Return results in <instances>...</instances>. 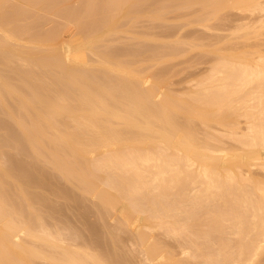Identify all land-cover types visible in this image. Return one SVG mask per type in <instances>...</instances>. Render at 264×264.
Segmentation results:
<instances>
[{"label": "bare ground", "instance_id": "6f19581e", "mask_svg": "<svg viewBox=\"0 0 264 264\" xmlns=\"http://www.w3.org/2000/svg\"><path fill=\"white\" fill-rule=\"evenodd\" d=\"M16 1H20L22 4ZM16 1L8 3V0H0V116L7 119L6 122L0 121V264H135L133 261L137 257V260L141 259V254L144 256L142 258L144 260H140L144 261L143 264L145 261L146 264H194L196 263L195 258L200 261L198 254L202 255L203 259L205 256L206 264H255L256 259L264 254V182L258 181L257 176L253 175L254 178L251 175L252 172L250 174L249 171L242 168V164L247 159L243 158L241 164L235 165L240 170L227 167L224 161L231 157L226 153L225 148L228 146L211 144L212 133L209 138L204 133L206 130L202 128L199 129L203 130L204 135L210 139L211 143L205 140L206 137H203L205 141L200 140L198 133L201 131L197 129L199 126L204 128V125L200 123H205L213 118L222 122H225L228 117L230 120V114H233L236 109L244 108L242 117L248 118H246L248 121L246 123V125L248 124L247 131H241L244 133L241 135L242 138L238 135L240 140H235L234 137L231 142H240L237 147H240L241 144L240 149L242 153L245 152V158L263 159L260 150L264 148V53H259L258 56L254 55L257 59L253 57V54L256 53H250L256 61L253 60L254 62L249 63L242 62V57L235 56L237 60L241 59L240 62L232 61L233 57H230V60L226 59L229 55L227 57L224 55L225 58L222 57V61L217 57L219 62L214 61L215 66L212 64L215 67H212L214 72L211 67V71L209 70L212 75L206 76L207 78L203 77L206 85L208 81V85H210L209 88L206 87V91L208 89L211 91L204 93L197 89L196 92H201L200 94L194 92L193 94L188 93L189 95L183 93V95L181 93L180 97L182 95L185 98L181 99L177 96L179 99L164 93V88L159 87L154 81L150 82V78L155 74L158 78L160 72L165 71L164 74L167 72L164 70L167 69L166 66L163 68V61L160 60L164 58L165 61L166 58L163 54L160 55L159 51L156 58L160 57L157 62L161 61L159 64L162 71L159 69L160 71L157 73L158 70L155 68H149L147 69L148 73H145L144 66L141 71L142 68H138L132 60L127 59V56L126 59L124 58L125 60H122L119 56L118 58L111 56L113 53L110 55L105 52L106 48L105 51L102 48H89V42L73 46L71 41H67L68 39H60L58 32L60 29L58 28L63 26L60 23L56 22L52 29L51 26L54 23L52 21L49 28L52 29L51 31H45V33L43 30L42 32L38 31L37 19L39 17H41L40 20L43 19L42 17L50 19L44 14L37 13L33 8H37V4H39L43 11L39 10L38 12L45 10L49 13L51 11L52 16L57 14L62 17L64 23L65 20L74 23L79 27L81 33L78 31L73 33H83V39H85L86 36L95 34L111 24L116 15L120 14V11L129 2L131 5L129 4L126 16L120 18L124 19L123 22L127 19L128 23L130 22V25L133 23L134 27L140 21H137L139 17H149L154 22L159 18L162 19L170 9L173 12L182 10L181 8L185 10L186 7V9L192 6V8L197 7L196 4L198 8L200 7L199 13L202 12V17L195 13L198 8H194L193 15L195 18L200 17L201 19H199L201 22L205 21L204 23L207 22V19L212 21L214 17H216L214 19L217 17L223 19V16L219 14L222 10L224 11L221 13L224 14L225 9H229V14L230 9H235V12L238 11L240 15L243 13V16L245 13L255 15L254 12L257 11V15L262 12L263 15L264 0H77L75 2H79L78 5H73V0ZM46 12H44L45 15H47ZM170 12L172 13V11ZM168 14L170 13L168 12ZM225 16L224 14V18ZM262 18L261 21L264 22V17ZM53 19L55 20L54 17ZM148 19L146 20L149 22L150 19ZM194 20L197 21L195 23L199 22L198 19ZM120 23V21L116 23V26ZM242 23L243 27L248 29L249 21L246 20ZM40 24L43 23L40 21ZM70 25L68 24V27L71 28ZM235 25L237 27V24ZM259 25L262 26L263 23L261 22ZM207 26V28H211L208 22ZM239 26L242 25L239 24L235 28L239 29L237 33L246 29ZM253 26L249 28H257L259 31L264 25L262 27L255 26L256 28ZM65 30L62 32L64 33ZM67 30L66 32L70 31ZM126 30L128 31V29ZM132 30L134 31L135 28ZM132 30L130 31L133 33ZM114 33L116 32L114 31ZM119 33L121 32H118L116 36H119ZM139 33L137 34L139 35ZM243 33H240L242 37H244ZM248 34L246 33L245 40L248 39ZM110 35L111 39L114 35L113 33ZM142 35L147 38V34ZM251 36L249 39L255 38L256 34ZM104 37L102 40L108 38ZM70 38L72 39L73 36ZM166 38L164 37V39ZM74 39L76 40V38ZM180 40L179 42H182ZM173 42L171 41L169 44L173 45ZM107 44L109 43L102 45L107 46ZM230 46L237 49L235 44ZM259 47H256L257 51ZM168 48L170 49V47ZM162 49L164 50L163 46ZM150 50L153 51V49ZM171 50L173 51V49ZM235 50L230 49V51ZM151 51H149L150 55H148L149 52L145 54L150 57ZM165 51L166 49L163 52ZM244 52L246 55V49ZM249 52L250 50H248ZM241 53L243 51L239 52L240 55ZM146 55L143 57L147 59ZM171 55L176 56L172 53L169 58ZM139 60L141 62L143 59ZM149 60L154 59L150 57ZM134 61L137 62V60ZM157 62H154L155 65ZM147 63L145 62V65ZM150 63L152 64L153 61ZM152 65L150 66L152 67ZM167 77L164 78V75L161 74L162 79L166 80ZM162 79L160 81H163ZM201 80L199 79V81ZM168 82L167 84H169ZM198 82L197 85L200 84V89L205 88L202 87V85L205 86L203 81L204 84ZM191 88L193 89L192 86ZM190 99L194 100L190 101ZM213 107L216 109L214 110ZM234 114L232 116H235ZM240 117L241 115L239 119H241ZM197 119L200 123L196 122L195 126ZM234 119L236 120L238 117L235 116ZM215 121L211 122L214 126L219 123H215ZM198 124L199 126H197ZM228 124L230 125L229 122ZM238 125L240 126V123ZM219 126L222 127V125ZM219 129H222L224 134L223 128ZM229 129V131L232 130L231 134H239L237 128ZM218 134L219 132L213 137H220ZM201 136L203 135L200 134ZM224 136H226V132ZM224 136L221 135L222 138L217 139L221 141ZM221 142H224V139ZM232 143L234 144V142ZM228 151L230 152L232 149H228ZM234 152L236 151H232V153ZM236 153H240V151ZM247 162L251 168L258 163L255 160L254 163L251 159L253 162L251 166L252 163ZM262 164L264 165V161ZM263 165L260 167L263 168ZM57 175L70 183L69 186L75 187L72 191L75 190L76 193H73L76 195L68 191L72 188L66 189L60 186L61 182L57 181ZM54 179H56L55 182ZM54 197H59L60 200L62 198L73 199L75 204V200L83 201L90 197L91 202L96 205V208L92 206L95 208L92 210L97 209V215L94 213V216L96 215L95 217L101 220V227L104 226V229L101 228L104 237H100L101 239L96 236L95 238L94 236L90 237L92 234L82 236L83 231L77 232L79 228L76 229L77 231L75 229L72 231L71 228L73 233L76 231L74 236L72 234L71 236L76 238L67 236L71 241L67 237L65 238L67 232H63L64 228L61 231V227H56V221H53L54 224H50L48 221V217L55 220L54 216L57 214L55 215L54 212L58 209L54 208L56 206L59 208L61 202H65L60 201L58 207L56 205L58 198L54 204ZM123 200L127 201L134 213L122 212V219H118L114 209L119 207ZM64 204L62 205L64 210L60 208L59 212L66 210L67 206ZM93 204H90V207ZM49 206L54 207L53 210ZM47 207L49 208L47 209ZM45 210L49 212L46 213ZM112 211L116 214L111 213ZM200 211L207 213V215L202 213L200 217L209 215V218L206 217L207 221L203 217L206 223L200 221V218L198 219L200 223H203L202 226H208L206 229L203 228L205 230L199 229L201 224L197 225L199 224L197 215H200ZM87 212L90 211L87 209L85 214H88ZM135 212H140L141 215L143 213L150 214L149 220L153 219L152 216L156 217L157 224L156 222L151 223H155L158 225L157 227L164 225L163 229L167 227L165 230L171 234H165L169 237L172 233L175 237L181 231L190 230L192 234L189 233L194 235L193 238L196 236L203 238L204 236L203 239L207 238V240H205L206 242L202 241L203 245H197L199 242L196 240L197 238H194L198 242L196 246L200 252L197 253L198 251H195L197 249H193L192 246L196 242L192 240L194 244L191 247L186 246L189 245L188 242L186 247L181 246L180 252L182 253L180 255L183 257L175 258L172 257V254L176 252V249L171 253V249L167 250L170 244L167 245V248L165 246L168 242L165 243L160 236L162 242L160 237L156 236L159 237L161 243L165 244L157 242L154 240L156 238L150 237L146 231L147 227L142 225V227L139 226L140 231L136 232V236L130 232L135 237V243H131H137L134 251L138 247H141L142 251L137 255V251L140 250L138 248L137 257L133 259L130 256L136 255L132 252L130 254V250L135 245L132 244V246L129 243L131 246L128 247L127 244L128 248H125L127 251L122 250L124 246L121 245H125L126 240L125 244H121L122 241L124 242L122 240L124 234H121L126 225L135 226L137 224L129 223L134 218ZM180 213L185 214L184 218L181 217L183 219L178 218ZM78 214H80L79 211ZM83 215L81 217H84ZM59 217L61 219L62 215ZM78 217L80 216L78 215ZM113 217L118 220L115 219L109 224L108 220H112ZM98 218L96 220H99ZM225 221L233 223L232 226L236 228L238 235V238H235L236 242H233L235 250L230 247L234 250L231 253H229L230 242L227 241L229 236L226 240L215 238L212 235L214 234L212 231L224 230V224L227 225L224 223ZM91 223L89 225L88 222L86 225L90 231H94V224L92 226ZM87 227L84 225V228ZM155 227L152 232L153 230L155 232ZM128 228L125 230L127 231ZM142 228H146L145 231H142ZM158 229L160 230V228ZM227 229L232 233L229 234L233 235L232 229ZM165 230L163 231L166 232ZM119 232H122L120 233L121 245L118 243L120 237L117 234ZM69 233L71 232H68V235H70ZM130 233L128 234L131 236ZM183 233L185 234V231ZM248 234L251 236L246 239ZM129 235L126 237H130ZM217 236L223 237V235ZM126 237L124 238L128 239ZM127 241L130 242L129 239ZM184 241L186 242V240H181L180 243ZM230 241L232 245V240ZM129 248L130 250H128ZM128 255L133 261H129ZM191 255L198 257L194 256V258ZM185 256H189V258ZM189 259L193 261L191 262ZM137 260L135 261L140 262ZM205 260L200 261L201 264L205 263Z\"/></svg>", "mask_w": 264, "mask_h": 264}, {"label": "rangeland", "instance_id": "374dc122", "mask_svg": "<svg viewBox=\"0 0 264 264\" xmlns=\"http://www.w3.org/2000/svg\"><path fill=\"white\" fill-rule=\"evenodd\" d=\"M14 1H16V0H14ZM77 2V0H73V5L74 4H76V5H78V3H76ZM80 1V0H79ZM16 2H18V3H20V4H22L20 1H16ZM75 2V3H74ZM8 3H13V0H12V2H10V0H8ZM126 4V3H125ZM131 5V3L129 2V3H127L124 7H123V9L120 11V14H118V15H116V17H115V20L111 23V24H109V25H107L106 27H104V28H102V30H100V31H97L95 34H92V35H90V36H86V38L85 39H83L84 38V36H83V33L82 34H80L81 33V30L79 29V27L77 26V25H75L74 23H70V22H68L67 20H65V23H64V20H63V18L62 17H60L59 15H57V14H55V15H57V16H55V15H51L52 13H51V11L49 12V13H47L45 10H44V12H46V14L47 15H45V13L44 12H38L39 10H42L43 11V9H42V7L41 6H39V4H37L36 6H37V8L36 7H34L33 9L35 10V11H37V13H39V14H44V16H46V17H48V19H50V20H47L46 18H44V17H42L43 19L42 20H40L41 19V17H39V19H37V23H38V25H36V26H38L39 27V30H38V27H36V29L38 30V31H40L41 30V32H42V30L44 31V33H45V31H51L53 28H54V25H55V23L57 22V23H60V24H62L63 26H61L60 28H58V29H60L58 32H59V37H60V39H63V40H67V41H71V43L73 44V46H77V45H79V44H85L86 42H89L88 43V45H90L89 46V48H94V49H96V48H99V49H103V51H105V52H107V53H109L111 56H113V57H117L118 58V56H119V58L120 59H122V60H125L126 59V56H127V59L128 60H132V62H134V64L135 65H137L138 66V68H142L143 66H144V69L146 68V70H144V72L145 73H148V70L147 69H149V68H155L156 70H158V72L157 73H159V71L161 70L162 71V67L163 68H165V66H166V68L167 69H164V70H166L167 72H166V74H164L165 73V71H163V72H160L159 74H158V76L160 75V77H158L157 78V75L155 74V76H153L152 78H150V82L151 83H153V81H154V83H156V84H158V86L159 87H161L162 89H163V92L164 93H166V94H168V95H170V96H172V97H174V98H179L180 97V95L179 94H185L186 95V93L188 94V93H194V92H196L197 91V89L200 91V90H202L201 92H204L205 93V91H206V87H208L209 88V86L210 85H208L209 84V81H208V84L206 85V83H205V79H203V77L204 78H207L206 76H210V75H212L211 73L212 72H214V70H213V68L212 67H214L215 65H216V63L214 64L213 62L214 61H218V59H217V57L219 58V59H221L222 57H224L225 58V56L224 55H226V57L228 56V58H226V59H228V60H230L232 57H233V59H232V61H237V62H240V60H237L236 59V57H242L243 58V60H241L242 62H246V63H249V62H254L253 60H255L256 61V55L258 54L259 55V53H264V29H263V25H264V22L263 21H261V18L262 17H264V14L262 15V13H259L258 15H257V13H258V11L255 13L254 12V14L255 15H253V14H251V13H245L244 14V16H243V13H242V15H240V14H238L239 12L237 11V12H235L236 10L235 9H230L231 10V12H230V14H229V9H225L226 11L225 12H223L226 16H225V18H224V14H222L221 12L222 11H224V10H222V11H220V14L219 15H222L223 16V19L222 18H219L218 19V17H217V19H214V18H216V17H212L213 19H212V21H210L209 19H207V22H208V24H210L211 25V28H207V27H209V26H207V22L206 23H204L205 21H203V22H201V18L200 17H197L198 15H202V12H200L199 13V8H198V5L196 4V6L197 7H194V8H198L196 11L197 12H195V10H194V8H192V7H188L189 9H186L185 7V10L183 9V8H181L182 10H180V12H179V10H176L177 11V13H176V11L174 10V12H173V10H171L170 9V11H172V13L170 12V11H168L170 14H168V12L167 13H165L164 14V16H165V19H163L164 18V16H163V18L161 19V18H159V20H157V21H154V19H153V21L154 22H152V20H151V18H149V17H145L146 19H148L149 20V22L145 19V18H138L137 19V21L138 20H140V21H138V23L137 24H135L134 25V27H133V23L130 25L129 23H128V20L127 19H125L126 21H124L123 22V18L126 16V11H127V9H129L128 7H130V5ZM75 5V6H76ZM195 6V5H194ZM193 10H194V12L195 13H197L198 15L196 16L197 18H195V16L193 15L194 13H193ZM233 10V11H232ZM192 13V14H191ZM228 13V14H227ZM248 14V15H247ZM262 15V17H261V15ZM218 15V16H219ZM252 15V16H251ZM221 16V17H222ZM241 16H243V17H241ZM257 16V17H256ZM53 17L55 18V20L53 19ZM120 17H123V18H120ZM202 17V16H201ZM220 17V16H219ZM251 17V18H250ZM261 17V18H260ZM200 18V19H199ZM241 18V19H240ZM250 18V19H249ZM256 18H258V19H256ZM45 19H46V23H45ZM156 19V18H155ZM158 19V18H157ZM194 19H198L199 20V22L198 23H195V22H197L196 20H194ZM239 19V20H238ZM245 19V20H244ZM252 19H254V21L256 22L257 20V23H254V21H252ZM39 20V21H38ZM57 20V21H56ZM143 20V21H142ZM160 20H163L164 22H161ZM205 20V19H204ZM210 22H209V21ZM241 20V21H240ZM246 22V20H248L249 21V24L251 25L252 24V26L253 25H255V24H258V25H255L256 27H258V26H261V25H259V23H263V27H262V29L260 28L259 29V31L257 30V28L255 27V26H253V28L255 27L256 29H252V28H249V27H252V26H250L249 24V27H248V29L246 28L245 30H241V31H239V33H237L238 32V30H236L235 28H237L238 27V25L239 24H241L242 26H239V27H243V23L242 22H244V21ZM262 20H263V18H262ZM40 21H41V23H43V24H40ZM54 23H53V22ZM60 21V22H59ZM63 21V22H62ZM121 22L120 24H118V26H116L117 24L116 23H118V22ZM191 21H193V22H191ZM238 21V22H237ZM240 21V22H239ZM49 22V23H48ZM53 24H52V23ZM62 22V23H61ZM71 24L70 26H71V28L70 27H68V24ZM126 22V23H125ZM201 22V23H200ZM237 22V23H236ZM259 22V23H258ZM36 23V24H37ZM124 23V24H123ZM53 25V26H51V28L52 29H49L50 28V25ZM66 24V25H65ZM128 24V25H127ZM206 24V25H205ZM235 24H237V27H235L236 25ZM42 25H43V27H42ZM122 25H127L126 27H121ZM205 25V26H204ZM74 26V27H73ZM76 26V27H75ZM129 26H130V28H129ZM136 26V27H135ZM207 26V27H206ZM45 27V28H44ZM73 27V28H72ZM114 27V28H113ZM243 27V28H244ZM43 28V29H42ZM47 28V29H46ZM63 28H64V30H65V32L66 31H68L67 29H69L70 31L69 32H62V31H64L63 30ZM119 28V29H118ZM134 29L135 28V30L133 31L132 29ZM242 28V29H243ZM126 29H128V31L126 30ZM252 29V30H251ZM120 30V31H119ZM130 30H132L133 31V33L130 31ZM258 32H257V31ZM80 32V33H78V34H80V35H78L77 33H73V32ZM114 31L116 32V33H114ZM136 31H137V33L138 32H140L139 33V35L136 33ZM142 31V32H141ZM247 31V32H246ZM253 31V32H252ZM109 32V33H108ZM118 32H121V33H119V36H118V39H117V36H116V34H118ZM244 32V33H243ZM254 33L253 35H255L256 34V36H257V38H256V36H255V38H253L252 36V33ZM256 32V33H255ZM263 32V33H262ZM107 33V34H106ZM113 33V35L114 36H112V40L110 39V37H111V35L110 34H112ZM156 35H155V34ZM243 33L244 34V37H242L241 36V34ZM246 33L249 35V36H251L252 38L251 39H249L250 37L248 36V39H249V41H248V39H247V37H246V39L247 40H245L244 38H245V35H246ZM250 33H251V35H250ZM259 33V34H258ZM66 34V35H65ZM73 34H75V35H73ZM104 34H105V37H104ZM142 34H147L146 36H147V38H145V36H143ZM106 35H109V36H106ZM135 35V36H134ZM136 35H137V37H136ZM239 35H240V37H239ZM261 37H260V36ZM70 36H73V38L71 39L70 38ZM80 36V37H79ZM83 36V37H82ZM65 37V38H64ZM68 37V38H67ZM81 37H82V40H81ZM102 37H104V38H107V39H109V40H107V39H103L102 40ZM141 37H143V38H141ZM153 37V38H152ZM155 37V38H154ZM164 37L166 38V39H164ZM242 37V38H241ZM70 38V39H69ZM74 38H76V40L74 39ZM80 38V39H79ZM116 38V40H114ZM259 38V39H258ZM88 39V40H87ZM169 39V40H168ZM176 40V42H175V40ZM182 40V42H179V40ZM243 39V40H242ZM258 39V40H257ZM81 40V41H80ZM110 40H111V43H110ZM136 40V41H135ZM178 40V41H177ZM180 40V41H181ZM251 40V41H250ZM254 40V42H252ZM257 40V41H256ZM140 41V42H139ZM169 41V42H168ZM171 41L174 43L173 45L172 44H169V43H171ZM255 41H256V43H255ZM261 42V44H259L260 42ZM81 42V43H80ZM92 42V43H91ZM97 42V44H99V45H97V44H95ZM101 42V43H100ZM139 42V43H138ZM159 42H162V43H164V44H161V43H159ZM168 42V43H167ZM242 42H247L246 44L245 43H242ZM105 44V43H109V44H111V45H109V44H107V46L106 45H102V44ZM113 43V44H112ZM142 43V44H141ZM175 43H176V47H175ZM101 44V45H100ZM194 44V45H193ZM234 44L236 45V47H237V51L235 50V48L234 47H231L230 45H232V46H234ZM252 46V45H254V46H250V45ZM256 44V45H255ZM263 44V45H262ZM92 45V46H91ZM160 45V46H159ZM164 47V50L166 49V53L165 52H163L164 50L162 49V46ZM167 45H171V46H167ZM241 45V46H240ZM259 45H260V47H259ZM159 47V48H161L160 50H158L159 48H157V47ZM229 46V47H228ZM240 48H239V47ZM248 46V47H247ZM250 46V47H249ZM109 47V48H108ZM155 47V48H154ZM168 47H170V49L168 48ZM173 47V48H172ZM247 47V48H246ZM256 47H259L258 48V51H257V48ZM106 48V49H105ZM111 48H112V50H111ZM156 48H157V50H156ZM175 48V49H174ZM218 49V50H216V49ZM238 48H239V50H238ZM105 49V50H104ZM125 49V50H124ZM150 49H153V51L154 52H160V55H162L163 54V56L166 58V60L164 61V58H163V56H161L162 58H163V60L162 59H160L161 61H163L162 62V67H161V61L159 60V63L157 62V59H159V58H156L158 55H159V52L157 53H154L153 51H151ZM171 49H173V51L171 50ZM215 49V50H214ZM229 49V50H228ZM230 49L231 50H235V51H230ZM245 49H246V52L248 53V50H250V52L247 54L246 53V55H245ZM262 51H261V50ZM109 50H111V51H109ZM127 50H128V52H130V53H128L127 52ZM129 50H131V51H129ZM135 51L133 54H132V52L133 51ZM141 52H140V51ZM176 50V51H175ZM251 50H253V51H251ZM254 50H256V51H254ZM116 51H117V53H116ZM120 51V52H119ZM124 51H126L127 52V54H126V52L124 53ZM145 51V52H144ZM149 51H151V58L152 59H154V60H156V61H154V60H149L150 59V57L148 56V55H150V52ZM163 53H162V52ZM170 51H171V53H170ZM241 51H243V53H244V55H243V53H241V55L239 54V52H241ZM111 52V53H110ZM140 53V55H139V53ZM149 52V53H148ZM176 52V53H175ZM230 52V53H229ZM253 52L254 53H256V54H253ZM142 53H144V54H142ZM145 53H148V55H146ZM154 53V54H153ZM167 53H169V54H167ZM176 54V56H170V58H169V55L170 54ZM219 53V54H218ZM229 53V54H228ZM250 53L251 54H253V57H255V58H253V57H251V55H250ZM116 54H118V55H116ZM119 54H121L122 56H120ZM131 54V55H130ZM142 54V55H141ZM157 54V55H156ZM221 54V55H220ZM232 54V55H231ZM236 54H238V55H236ZM115 55V56H114ZM134 57H133V56ZM136 55V56H135ZM138 55V56H137ZM146 55V57H147V59L145 58V57H143V56H145ZM153 55H154V57H153ZM247 55H248V57H247ZM255 55V56H254ZM257 55V56H258ZM124 56V57H123ZM131 56V57H130ZM220 56V57H219ZM236 56V57H235ZM244 56V57H243ZM123 57V58H122ZM231 57V58H230ZM125 58V59H124ZM230 58V59H229ZM251 58H252V60H251ZM139 59H143L141 62H140V60ZM244 59H245V61H244ZM134 60H137V62H135ZM147 60V61H146ZM223 59H221L220 61H222ZM151 61H153V63L154 62H157V64L159 65H155V63L152 65L151 63L149 64V62H151ZM145 62L147 63L146 65H145ZM219 62V61H218ZM143 63V64H142ZM164 64V65H163ZM212 64L214 65V66H212ZM150 65H152V67L150 66ZM139 66H141V67H139ZM156 66H158V67H161V68H158V67H156ZM210 67L212 68V72H210L211 70H210ZM215 68V67H214ZM160 69V70H159ZM143 70V68L141 69V71ZM210 70V71H209ZM136 73V72H135ZM138 73V72H137ZM169 73V74H168ZM210 73V74H209ZM142 74V73H141ZM161 74H162V76L164 75V78L165 77H167L166 78V80L165 79H162L161 78ZM206 74V75H205ZM209 74V75H208ZM166 75V76H165ZM204 75V76H203ZM163 80V81H160L161 79ZM154 79V80H153ZM199 79L201 80V79H203V80H201V81H199ZM209 79V78H208ZM152 80V81H151ZM157 80V81H156ZM196 80H198L197 82L198 83H200L201 82V84H204L205 86H203L202 85V87H205V88H203V89H200L201 87H200V84H198L197 85V82H196ZM156 81V82H155ZM168 81H170V82H168ZM202 81L204 82V83H202ZM167 82L169 83V84H167ZM196 82V83H195ZM161 86H160V85ZM162 84H163V86H162ZM197 85V86H194V85ZM169 85V86H168ZM168 86V87H167ZM191 86L193 87V89L191 88ZM196 90H195V89ZM207 88V89H208ZM169 89H171L170 91H171V93H168V92H170L169 91ZM175 90H176V93H175ZM178 90V91H177ZM172 91H174V92H172ZM209 91V89L206 91V93ZM211 91V90H210ZM209 91V92H210ZM201 92H196V93H201ZM176 95H175V94ZM172 94H174V95H172ZM183 94V95H184ZM240 94H243L242 92H240ZM189 95V94H188ZM198 95V94H197ZM196 95V96H197ZM177 96H179V97H177ZM189 97V96H188ZM194 97V96H193ZM181 99H184L183 98V96L181 95V97H180ZM179 98V99H180ZM186 98H187V96H186ZM191 98V97H190ZM195 98V97H194ZM187 101H188V99H186ZM191 100H194V99H190V101ZM213 109L215 110L216 109V107H213ZM242 109H244V108H239V110L238 109H236V113H241L240 115H241V119H239V116L240 115H236V114H234L235 112H233L234 111V109H233V111L231 110V112H233V114L236 116V117H238V119H236L238 122V124L240 123V126L242 127V129H241V127L235 122L236 120L234 119L235 118V116H232L233 114H230V120H229V117H228V119H226L225 120V122H222V121H217L218 119H215V118H213V119H210V120H207V122H209V123H207V122H203V123H200V121L197 119V120H195V126H196V124L199 122L201 125L203 124L204 125V128H203V126H199V124L197 125V126H199L198 127V129H197V127H196V129L197 130H199V131H201V132H199L198 134H199V139L200 140H202V141H205V140H208V143H211V144H218V146H220L221 144V146H223L224 144L226 145V146H228L227 148H225L226 149V153L227 154H230L231 155V157L229 158V159H227L226 161H224V164L227 166V167H229V168H232V169H234V170H240V169H237L236 167H235V165L236 166H238V164H241V160L244 158V159H247V160H245V162L242 164V168L244 169L245 168V170H247V171H249L250 172V174H251V172H252V176L254 175L255 177L257 176V180L258 181H261L262 180V182H264V165L262 164V162L264 161V148H262L261 150H260V152H261V156H262V158L263 159H254V158H252V157H247V158H245L246 157V154H245V152H243L242 153V150L240 149V147H241V144H240V147H237V146H239V144L238 143H240V142H238L237 143V141H232V142H234V144L231 142V139L232 138H236L235 140H240L241 138H242V133H244V132H241V131H247V128H246V126H248V124L246 125V123H248V121H247V117H242L243 115V113L242 112H244ZM242 110V111H241ZM241 111V112H240ZM234 117L233 119H232V117ZM226 117V118H227ZM247 118V119H246ZM214 120H216L215 121V123L216 122H219L218 124L219 125H222V127L221 126H219L217 123L215 124V126L212 124V123H214L213 121ZM241 122H240V121ZM0 121L1 122H6L7 121V119H5V118H3V117H1L0 116ZM227 121V122H226ZM197 122V123H196ZM212 122V123H211ZM228 122L230 123V125H231V127H228V126H230L229 124H228ZM233 122V123H232ZM212 125H211V124ZM208 125V126H207ZM217 126V127H216ZM232 126H233V128H237V130L239 131V134H235V136H234V134H231L230 132L232 131H229L230 129L229 128H231V129H233L232 128ZM238 127H240L239 129H238ZM245 127V128H244ZM199 128H202V129H204V130H206V131H204V133H205V135L206 136H208L209 138H211V142H209V140L210 139H207V137L204 135V133H203V130L202 129H199ZM212 129V130H209V129ZM215 128V129H214ZM218 128V129H217ZM219 128H223V131H225L226 132V136H224V134H225V132H224V134H223V132H222V129H219ZM244 128V129H243ZM226 129V130H225ZM241 129V130H240ZM216 130H218V131H216ZM219 132V134L218 135H220V137H221V135H223L224 136V142H221V141H223V139L221 140V141H219L221 138L218 136H216L215 138L213 137V136H215V134H217ZM210 133H212L211 135V137L209 136L210 135ZM221 133V134H220ZM197 134V135H198ZM200 134H202L203 136H201L200 137ZM233 135V136H232ZM237 135V136H236ZM241 137L240 139L238 138L239 136ZM232 136V137H231ZM203 137H206V139L205 138H203ZM202 138V139H201ZM217 138H220V139H217ZM203 139H205V140H203ZM216 139H217V141H216ZM207 142V141H206ZM214 142V143H213ZM231 142V143H230ZM238 144V145H236V144ZM236 147H235V146ZM226 146H224V147H226ZM232 148H231V147ZM234 148V149H233ZM237 148V149H236ZM228 149L229 150H231L232 149V151H236V152H239L240 151V153H236V152H234V153H232V151H228ZM242 157V158H241ZM252 159V161L254 162V160L256 161V162H258V163H256L257 165H255V166H252L253 165V162H251V159ZM234 159V160H233ZM254 159V160H253ZM238 161H240V162H238ZM247 161H249L250 163H252L251 164V166H252V168H253V170H252V168L250 167V166H248V165H250V164H248V162ZM234 162V163H233ZM255 163V162H254ZM248 164V165H247ZM233 165V166H232ZM263 165V168H261L260 166H262ZM234 167V168H233ZM236 168V169H235ZM250 168H251V170H250ZM49 171H52L51 169H49ZM253 176V177H254ZM254 177V178H255ZM57 181L58 182H61L60 184L57 182V184L58 185H60V186H62V187H65L66 189H71L72 188V186H69L70 185V183H67L63 178H61L59 175H57ZM56 179H54V182L56 181ZM65 184V185H64ZM73 188H75V187H73ZM73 188L71 189V190H68L69 192H71V194H75L76 193V191L74 190V191H72L73 190ZM77 189V188H76ZM73 192H75V193H73ZM77 194H78V190H77ZM50 195H52V194H50ZM76 195V194H75ZM50 197H52V196H50ZM58 198V199H57ZM57 198H55L54 197V199H55V201H53V203L55 204L56 203V199L58 200L57 201V204L56 205H58V207H59V205H60V201H65V202H61V206L59 207V208H57V206L55 207V205H54V207H52V206H49V207H51L52 208V210H53V208L54 209H58V211H56V212H59L60 210V208L62 209L63 208V204L64 205H66L67 206V208H66V206H64V208H66V210L65 211H62V210H64V209H62L61 210V212H59V213H56V212H54L55 213V215L57 216V219H56V216H54L55 218V220H52V218L51 217H48V221L50 222V224H54L53 223V221L55 222V224H56V227L58 226V228H60L61 227V231H62V229L64 228V231L63 232H67L66 234L67 235H65V233H64V237L66 238L67 236H71V234H72V236H74V234L76 233V231L78 230L77 228H79V230L77 231V232H79L80 231V233L83 231V234H82V236H90L91 234V236L90 237H92V236H94V238H95V236H96V238H98V239H101L100 237H104L103 235H104V233H102V229H104V226H102L101 227V220L99 219V220H96L97 218L95 217L96 215H97V212H96V210H92V209H95L96 208V205H94L92 202H91V198L90 197H88V199L86 198V199H83V201L82 200H75V202H76V204L73 202L74 200L73 199H68V200H65L64 198H62L61 200H60V198L59 197H57ZM90 198V199H89ZM54 199H52V200H54ZM51 200V201H52ZM87 202H86V201ZM58 202H59V204H58ZM69 202V203H68ZM67 203V204H66ZM78 203V204H77ZM90 204H93V205H91V207H90ZM69 205H70V207H69ZM87 205H89V206H87ZM92 206H95V208L93 207L92 208ZM130 206V205H129ZM128 206V203H127V201H125V200H123L121 203H120V205H119V207H117L116 209H114V211L117 213H115L114 211H112L111 213H114V214H116V216L118 215V219H122V212L124 213H131V212H133V211H131V209H130V207ZM49 207H47V209L49 208ZM87 208L90 212H87L88 214H85V210L87 211V209H85V208ZM188 207V206H187ZM72 208V209H71ZM83 209H84V211H83ZM73 210H76L77 212H75L74 213V211ZM81 210V211H80ZM124 210V211H123ZM46 211V213L47 212H49V211H47V210H45ZM78 211H79V213L80 214H78ZM95 211V212H94ZM82 212V213H81ZM201 212V211H200ZM94 213H96V215L94 216ZM134 213V212H133ZM202 213H204V214H206L207 215V213H205V212H201L200 213V215H197V223H199V224H197V225H200L201 226V228H199V229H203V228H208V226H206L205 224V226L206 227H204V226H202V224L203 223H206V221H207V218H209V215H208V217L207 216H203L204 218H205V220L206 221H204V219H203V217H200V216H202ZM58 214H60L59 216H61L62 215V217H61V219L64 217V219H62V221H65V222H62L61 221V219H59L60 217L58 216ZM63 214H64V216H63ZM81 217L82 216V214H84L83 216L84 217H78V215ZM114 214H111L112 216L114 215ZM138 214V215H137ZM148 214V213H147ZM146 213H143L142 215H141V213L140 212H135V215L132 217L133 219L131 220V222H129V223H133L134 225H135V223H137L135 226H133V225H126L125 226V229L126 228H128L127 229V231L124 229V231H122V232H119V234H117L118 235V237H120V239H118L119 240V244H120V240H121V235H123L124 234V236L122 237V240H124V242L122 241L121 242V244L122 243H124L125 244V240H126V244L125 245H121L122 247V250L123 249H125L126 247H127V244H128V247H130L133 243H135L134 241H135V237L133 236L134 234H135V236H136V232H138V231H140L139 229H140V227H142V225H143V227H147V229L146 228H142L141 230L142 231H145V229H146V231L148 232V234L150 235V237H152L153 239L154 238H156V239H154V240H156L157 242L159 241L160 242V240H159V237L161 236L162 237V239L165 241V243L166 242H168L165 246H166V248H167V245L168 244H170V245H168L169 247V249L167 248V250H169L170 251V249H171V253L172 252H174L173 250L174 249H176L175 251V253L177 254L178 252V256L175 254V253H173L172 254V257H175V258H180V257H183V255H180V253H182V252H180V250H181V246H184V247H186V246H189V247H191L194 243L192 242V240L194 241V242H196L195 244H194V246H192L193 247V249L195 248V249H197V250H195L197 253H199L200 252V250L198 249V247L196 246V244L197 245H203V243L204 242H206L205 240H207V238L206 239H203L204 238V236H203V238H202V236H201V238H198V236H196V240L198 241H196V240H194V238L192 237V236H194V235H190V233H191V231L190 230H184L185 231V234L183 233L184 231H181L180 233H181V235H180V233L178 234V236H180V237H178V236H176L177 234L176 233H174V234H176L175 235V237H173V233H172V235L169 237V235H167L169 232L168 231H166L167 230V227H165L166 228V230H165V228L163 229L162 227H164V225H159L160 227H157L158 225H156L157 224V221L156 220H158V219H156V217L154 218V216H152L153 217V219L151 218L150 220L148 219V218H150L149 217V215L150 214H148L147 215ZM199 214V213H198ZM77 215V216H76ZM87 215V216H86ZM179 215H181V216H179ZM178 215V218H181V217H183L184 218V216H185V214L184 215H182V213H180ZM86 216V217H85ZM120 216V217H119ZM144 216H145V218H144ZM148 216V217H147ZM59 217V218H58ZM115 217V216H114ZM114 217H113V219L112 220H108L109 221V224H110V222L112 221V222H114L115 221V219L116 220H118L117 218H115L114 219ZM207 217V218H206ZM110 218H112V217H110ZM109 218V219H110ZM183 218H181V219H183ZM200 218V221H202L203 223H200V221L198 220ZM59 219V220H58ZM156 219V220H155ZM201 219H203V220H201ZM149 220V221H148ZM155 220V221H154ZM84 221H87V222H84ZM199 221V222H198ZM82 222H84V223H82ZM89 222V225H90V223H91V225L92 224H94V231H90L89 230V228L87 227L88 225H86L87 223ZM111 222V223H112ZM117 222V221H116ZM141 222V223H140ZM153 222H156V224L154 225V224H152ZM230 222V221H229ZM228 221H225L224 223H227V225H225L224 224V230H222V231H217V230H215V231H212V233H214V234H212V235H214V237L215 238H224V239H226L227 240V238H228V236H229V239L227 240V241H229L230 242V245H231V241L230 240H232V245L230 246L229 245V249H230V251H229V253H231V251L233 252L234 250H235V245H234V243L233 242H236V239L238 238V235L236 234V228L234 227V226H232V222L231 223H229ZM64 223V224H63ZM102 223L104 224V222H103V220H102ZM84 225L87 227V228H84ZM112 225V224H111ZM93 226V225H92ZM132 226V227H131ZM140 226V227H139ZM149 226V227H148ZM152 228H151V227ZM156 226V227H155ZM227 226V227H226ZM65 227H67V228H65ZM155 227V232H154V230H153V232H152V229ZM69 228H70V230H69ZM73 230H72V229ZM102 228V229H101ZM136 228H138V229H136ZM158 228H160V230L158 229ZM227 228H230V229H232V232H233V235H231L232 233L231 232H229V229H227ZM74 229L76 230L74 233L72 232V231H74ZM100 229H101V231H100ZM129 229H130V231H129ZM149 229H151V230H149ZM165 230L166 232H164L163 230ZM205 229H203V230H205ZM60 230V229H59ZM66 230V231H65ZM68 230V231H67ZM72 230V231H71ZM87 230H89V231H87ZM133 230V231H132ZM157 230V231H156ZM228 230V231H227ZM60 231V232H61ZM119 231H121V230H119ZM68 232H71V233H69L70 235H68ZM100 232H101V235H99L100 234ZM125 232H128V233H130L131 234V236L128 234V233H125ZM163 232H164V234H163ZM190 232V233H189ZM218 232H221V233H218ZM99 233V234H98ZM118 233V232H117ZM120 233H122L121 235H120ZM151 233V234H150ZM165 233H167V234H165ZM187 233V234H186ZM229 233H231V234H229ZM89 234V235H88ZM129 235L130 237H126L127 235ZM169 234H171V233H169ZM192 234V233H191ZM228 234V235H227ZM251 235H252V233H250ZM187 235V237H185ZM217 235H223V237L222 236H220V237H218ZM251 235H247L248 237H246V239L247 238H249V236H251ZM70 237V238H76V237ZM155 236V237H154ZM156 236H159V237H156ZM182 236H183V239H182ZM117 237V238H118ZM124 237H126V238H128L129 240H130V242L129 241H127L128 239H125ZM133 237H134V240H133ZM161 237H160V239H161ZM177 237V238H176ZM200 237V236H199ZM230 237H232V238H230ZM124 238V239H123ZM236 238V239H235ZM67 239H68V237H67ZM72 239V240H73ZM162 239H161V241H162ZM189 239H191V240H189ZM69 241H71L70 239H68ZM181 240H186V242L184 241V242H182V243H180L181 242ZM200 240V241H199ZM204 240V242L202 243V241ZM72 242H74V241H72ZM76 242V241H75ZM131 242H133V243H131ZM163 242V241H162ZM188 242V243H187ZM129 243L131 244V245H129ZM161 243V242H160ZM165 243H161L162 245H164ZM182 244V245H180V244ZM185 243V244H184ZM186 243L187 244H189V245H186ZM137 244V243H136ZM136 244H133V245H135V246H133V248H131V250H130V248L128 249V250H130V254H131V252H132V254H134V255H136V251L138 250V248H140V250H139V252L137 251V255H138V253L140 254L142 251H141V247H138L137 248V250L136 251H134L135 249H136ZM179 245H180V247H179ZM186 245V246H185ZM139 246V245H138ZM164 246V247H165ZM127 247V248H128ZM174 247V248H173ZM233 249L234 248V250H232L231 248ZM126 248V249H127ZM214 248V250H215V247H213ZM125 249V250H126ZM183 249V248H182ZM228 249V248H227ZM213 250V251H214ZM127 251V250H126ZM134 252V253H133ZM214 252H216V250L214 251ZM127 253H129V252H127ZM263 253H264V251H263ZM129 254V255H130ZM129 255H128V258H129ZM137 255L136 256H130V257H132L133 259L135 258V257H137ZM142 256H141V259H139V260H137L138 259V257L137 258H135V260H137V261H142V260H144V259H142L144 256H143V254H141ZM175 255V256H174ZM262 256H259L257 259H256V261L254 262L255 264H264V254H261ZM191 256H193V255H191ZM190 256V257H191ZM195 256V255H194ZM193 256V257H194ZM198 256L200 257V261L201 262H203L202 260H205V256H204V259H203V257H202V255H199L198 254ZM198 256H195V257H198ZM185 257H187V258H189V256H185ZM193 257H191V258H193ZM194 257V258H195ZM132 258H131V260H132ZM139 258H140V256H139ZM130 260V258H129V261H131ZM133 261V263L135 262V264L136 263H138V264H140V262H136V261ZM191 260V262L193 261L192 259H189V261ZM195 260H196V263H194V264H201V262L200 261H197V258H195ZM260 261V262H259ZM263 261V262H262ZM144 262V261H143ZM143 262H141V264H143ZM205 263H202V264H206L207 263V260H205L204 261ZM259 262V263H258ZM147 262L145 261V263L144 264H146ZM234 263V262H233ZM208 264H210V263H208ZM228 264H232V263H228ZM234 264H236V263H234Z\"/></svg>", "mask_w": 264, "mask_h": 264}]
</instances>
